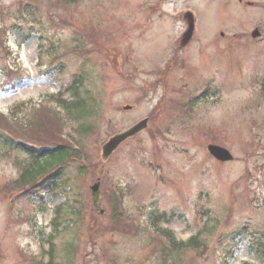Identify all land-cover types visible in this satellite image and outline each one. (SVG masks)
Returning <instances> with one entry per match:
<instances>
[{
    "label": "rangeland",
    "instance_id": "1",
    "mask_svg": "<svg viewBox=\"0 0 264 264\" xmlns=\"http://www.w3.org/2000/svg\"><path fill=\"white\" fill-rule=\"evenodd\" d=\"M19 1L0 0V8L12 9ZM56 1L42 0L36 15L19 22L21 30L9 31L10 55L0 48V67L8 62L21 69L12 85H3L0 70V110L29 119L41 103L54 108L52 96L60 87L85 74L95 108L82 119L62 115L59 130L82 145L87 171L79 175L77 164L69 163V187L43 199L17 192L7 200L0 193V264H31L26 258H38L48 248L44 239L54 228V210L68 199L79 201V216L63 222L70 224L53 242L57 259L63 257L64 241L75 243L69 264H175L152 250V209L174 214L163 227L176 241L188 240L203 227L206 247L181 250L176 264H224L219 247L225 242L235 249L225 264H264L251 247L264 234V0ZM181 11L189 18L188 38L198 25L189 43L188 38L180 41L187 31ZM255 28L259 33L253 37ZM29 31L31 37L23 42ZM77 46L84 49L82 55L70 52ZM112 57L128 77L115 63L110 66ZM182 85L186 91L179 89ZM204 88L214 96L196 103L194 116L181 118L184 99ZM143 118H148L144 131L109 158L101 157L109 137ZM90 124L95 132L83 135L82 127ZM208 144L226 147L233 160L216 161ZM25 157L0 146V188L18 176ZM93 182L99 183L95 209L89 190ZM113 182L128 190L122 218L127 223L137 218L141 227L135 235L107 229L112 221L105 187ZM10 199L14 213L8 210Z\"/></svg>",
    "mask_w": 264,
    "mask_h": 264
},
{
    "label": "trees",
    "instance_id": "2",
    "mask_svg": "<svg viewBox=\"0 0 264 264\" xmlns=\"http://www.w3.org/2000/svg\"><path fill=\"white\" fill-rule=\"evenodd\" d=\"M34 13L35 11L32 10L29 15H34ZM18 15L17 11V18ZM0 46L3 45L0 44ZM2 71H4L5 79L9 80L12 75L17 73L18 69L17 67L5 66ZM64 92H70L71 98H63ZM57 96L55 97L57 105L54 108L51 107L47 110L35 109L33 115L26 120L18 118L14 112L13 115L11 114V119L0 113V146H3L8 152L17 151L26 155L25 160L19 162L18 177L2 185L3 190L7 191L10 189L8 187H11L13 189H21L24 193H30V195H39V192L43 190H59L69 187L67 181L72 174L71 170L66 169V166L69 163H76L72 157L78 154L52 128L59 129L64 124V118L72 113H76L77 116L90 115L95 106L93 102L87 100L86 96H83L82 78L73 79L72 83L58 93ZM62 115H64V118ZM87 128L91 131L93 125L90 124L84 127L85 135L87 134ZM77 164V174L85 173L86 167L81 163ZM113 202V198L109 197V203L113 204ZM63 207H65V217L61 215ZM79 209L80 205L76 199L68 200L65 204L58 206L56 222L54 223L55 230L60 232L61 230L59 231L58 228L67 220L75 222L74 220L79 216L77 213ZM161 216L165 218L166 214L162 213ZM114 221L116 224L120 222L118 217ZM202 229L203 227L186 242H176L172 234H169L170 231H165L164 233L171 239V243L168 249L162 248L161 251L168 250V255H170L172 262L177 263L175 256L180 250L198 246H201L202 249L205 248V242L201 240ZM47 241L50 244L52 243L51 238ZM65 243L63 246L65 255L63 262L60 260L55 262L52 255H50L48 262L42 263V261H39L37 264H69L72 258L73 243L67 241ZM257 254L264 261V244L257 248Z\"/></svg>",
    "mask_w": 264,
    "mask_h": 264
},
{
    "label": "water",
    "instance_id": "3",
    "mask_svg": "<svg viewBox=\"0 0 264 264\" xmlns=\"http://www.w3.org/2000/svg\"><path fill=\"white\" fill-rule=\"evenodd\" d=\"M146 126V120H143L133 126L131 129L126 131L123 134L117 135L109 140L104 146H103V155L107 156L123 139H125L127 136L132 135L136 133L137 131L141 130ZM208 150L210 153L215 156L217 159L225 161V160H230L232 157L229 154L227 150L224 148L215 146V145H209ZM93 191V202L96 204L97 200V191H96V185L92 187Z\"/></svg>",
    "mask_w": 264,
    "mask_h": 264
}]
</instances>
